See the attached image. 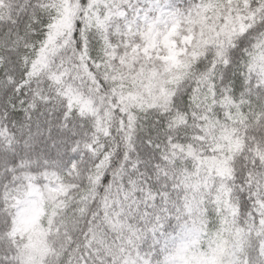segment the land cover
Returning <instances> with one entry per match:
<instances>
[{
    "label": "snow or ice",
    "instance_id": "obj_1",
    "mask_svg": "<svg viewBox=\"0 0 264 264\" xmlns=\"http://www.w3.org/2000/svg\"><path fill=\"white\" fill-rule=\"evenodd\" d=\"M0 264H264V0H0Z\"/></svg>",
    "mask_w": 264,
    "mask_h": 264
}]
</instances>
